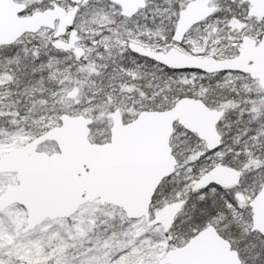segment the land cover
<instances>
[{"label": "snow or ice", "instance_id": "1", "mask_svg": "<svg viewBox=\"0 0 264 264\" xmlns=\"http://www.w3.org/2000/svg\"><path fill=\"white\" fill-rule=\"evenodd\" d=\"M0 264H264V0H0Z\"/></svg>", "mask_w": 264, "mask_h": 264}]
</instances>
